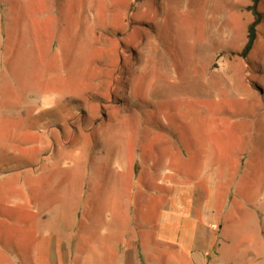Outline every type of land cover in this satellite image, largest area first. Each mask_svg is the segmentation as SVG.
I'll return each instance as SVG.
<instances>
[{
  "label": "rangeland",
  "instance_id": "rangeland-1",
  "mask_svg": "<svg viewBox=\"0 0 264 264\" xmlns=\"http://www.w3.org/2000/svg\"><path fill=\"white\" fill-rule=\"evenodd\" d=\"M20 1L25 16L12 22L4 13L12 6L0 3V162L20 166L21 156L5 155H33L40 145L30 142V131L44 126L58 153L57 166L49 163L54 176L42 172V205L52 216L84 215L91 201L96 212H107L104 199L124 197L129 223L140 219L131 196L144 198L155 188L138 180L152 179L148 168L156 159L158 175L168 164L189 165L182 155H191V163L197 155L218 157L220 199L232 182L224 173L230 157L233 170L243 168L242 176L230 178L236 207L264 197V0L245 60L237 53L252 20L249 0ZM103 135L116 143L107 154ZM169 152L176 155L171 163ZM190 175L201 176V165ZM22 178L12 176L8 187L21 192L31 182ZM246 181L263 182L248 201L241 197L248 189L240 188ZM253 202L248 213L232 212L231 227L264 229V201ZM150 223L141 220V231L153 239ZM31 243L44 247L50 240L32 236Z\"/></svg>",
  "mask_w": 264,
  "mask_h": 264
},
{
  "label": "crops",
  "instance_id": "crops-1",
  "mask_svg": "<svg viewBox=\"0 0 264 264\" xmlns=\"http://www.w3.org/2000/svg\"><path fill=\"white\" fill-rule=\"evenodd\" d=\"M3 1L6 9L10 6L14 9L4 11L7 19L11 22L22 20L25 16L23 2L0 0V3ZM43 128L44 126L41 127ZM41 129L30 131V142L40 145L39 150L32 151L34 157L11 151L5 156H21L22 164L5 168L6 164L0 162V173H4L0 178V264H264V229L255 231L249 227H231L232 222L237 220L232 214L234 210L248 213L255 207H249V203L255 205L253 200L264 201V197L248 201L255 186L263 188V182L246 181L240 188L248 189L241 193L242 199L248 202L246 207H236L232 192L235 188L233 182L236 180L232 179L242 176L243 168H231L233 157L224 163L225 179L232 182L224 189L222 199L218 193L221 189L218 157L197 155L191 163V155H182V160L189 165L184 166L182 162L181 165L168 164L160 170L161 175H158L159 159H156L151 162V168H148L152 179L147 183L138 180L140 187L155 188L144 195V198L140 195L131 196L134 211L142 213L143 219L134 217L133 222L129 223V217L125 214L124 197L104 199L107 212H96L95 202L91 201V210L84 215L75 210L63 214L56 212L52 216L50 208L42 205L45 192L42 172L46 169L54 176L49 163L56 160L54 165L57 166L58 153L55 154L51 147L52 137ZM117 136H113L115 141H118ZM104 137L103 135L101 145L103 151L108 145L110 150L103 153L107 154L116 143ZM112 143L115 144L111 146ZM165 143L168 145L170 142ZM261 154L264 155L263 152L259 153ZM154 155L165 154L157 151ZM166 156L169 163L172 159L175 161L176 155L169 152ZM31 158L34 165L29 163ZM24 161L28 164H24ZM209 163H212L211 166L205 169ZM200 165L201 176L192 178L190 171ZM261 171L264 174V168ZM141 173L142 170L139 169V177ZM12 176L30 178L31 182L25 181L27 186L23 183L21 192L18 189L11 190L7 183ZM158 188L163 192L159 193L156 190ZM10 199L14 202H9ZM115 203L118 204L113 210L111 205ZM29 205L38 210L33 213L35 210L31 211ZM95 220L101 221L97 223ZM141 220L151 221L153 239L147 238L141 231ZM132 224L138 229L129 227ZM98 225L101 226L100 229H95ZM96 231L99 236L95 234ZM44 235L50 240L48 246L41 247L31 243L32 236L39 238ZM122 241L127 242L128 248L122 245ZM113 251H117V255H112ZM160 252L165 254L159 255ZM114 257L115 260H110Z\"/></svg>",
  "mask_w": 264,
  "mask_h": 264
},
{
  "label": "trees",
  "instance_id": "trees-1",
  "mask_svg": "<svg viewBox=\"0 0 264 264\" xmlns=\"http://www.w3.org/2000/svg\"><path fill=\"white\" fill-rule=\"evenodd\" d=\"M249 1L250 4L246 6V9L250 12L252 20L247 26L245 43L243 44L241 50L237 53V55L243 60L247 58L249 52L253 48V45L257 39V26L260 24L263 18V13L257 8L260 0Z\"/></svg>",
  "mask_w": 264,
  "mask_h": 264
}]
</instances>
